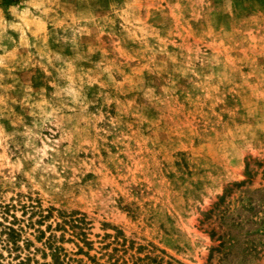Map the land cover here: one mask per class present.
<instances>
[{"label":"rangeland","instance_id":"374dc122","mask_svg":"<svg viewBox=\"0 0 264 264\" xmlns=\"http://www.w3.org/2000/svg\"><path fill=\"white\" fill-rule=\"evenodd\" d=\"M1 203L39 263L264 264V0H0Z\"/></svg>","mask_w":264,"mask_h":264},{"label":"trees","instance_id":"16d2710c","mask_svg":"<svg viewBox=\"0 0 264 264\" xmlns=\"http://www.w3.org/2000/svg\"><path fill=\"white\" fill-rule=\"evenodd\" d=\"M4 3H9L10 0H3ZM19 202V201H18ZM19 205V204H17ZM23 206V205H22ZM19 206L20 208H24V206ZM16 204H0V251L6 252V258L9 260H16V264H61L60 258H59V247L54 246L52 244V240L54 239V236L50 235L46 238V241L43 243V247L49 251V256L51 262H42L39 263L35 259H33L28 252V247L30 245V242L27 238H23V235L25 233V228L32 227L34 228V225L40 226V224L43 222V220L49 215L48 213L46 215L40 214L38 219L34 222H31L29 219H24L25 212L24 210L20 209V217L17 218L15 216L16 211ZM29 218V217H28ZM28 220V222H25ZM63 225H69V227L73 229H77L76 221H67L63 220L61 221ZM58 226V224H57ZM60 226V225H59ZM49 228V226H47ZM34 232L37 233V236L35 238L41 239L43 238L44 232L40 229H33ZM62 230L64 231V228L62 227ZM73 234L72 236H78V234L74 233V231H71ZM85 242V241H82ZM26 251L27 253H24V257H20L19 255ZM42 256H45V253H41ZM5 258L2 256L0 252V264H3V260ZM141 259H136L135 263L140 264ZM97 264V263H94ZM146 264V263H144ZM165 264H172L171 262H166Z\"/></svg>","mask_w":264,"mask_h":264}]
</instances>
